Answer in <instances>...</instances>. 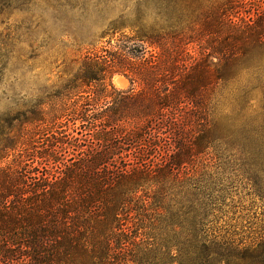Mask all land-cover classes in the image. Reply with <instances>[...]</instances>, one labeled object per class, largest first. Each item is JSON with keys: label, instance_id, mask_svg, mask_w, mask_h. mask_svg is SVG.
<instances>
[{"label": "trees", "instance_id": "trees-1", "mask_svg": "<svg viewBox=\"0 0 264 264\" xmlns=\"http://www.w3.org/2000/svg\"><path fill=\"white\" fill-rule=\"evenodd\" d=\"M52 1L58 40L85 53L56 90L0 117V264H264V239L242 247L216 226L229 165L264 201V7ZM111 6L116 21L81 37ZM50 29L37 49L54 42ZM226 90L232 124L216 119Z\"/></svg>", "mask_w": 264, "mask_h": 264}, {"label": "rangeland", "instance_id": "rangeland-1", "mask_svg": "<svg viewBox=\"0 0 264 264\" xmlns=\"http://www.w3.org/2000/svg\"><path fill=\"white\" fill-rule=\"evenodd\" d=\"M245 1L250 3L245 6V11H252L256 7H264V0ZM52 7V0H32L25 9H0V49L6 48L9 59L13 61H8L4 74L0 78V117L28 104L37 96H42L45 91L56 90L78 71V60L84 55L85 51L82 50L81 53H78L77 47L73 46L74 43H71V40L70 43L64 38L58 40L62 37V34L54 25ZM118 11V9L113 10L111 6L100 16L92 14L84 23L85 28L82 30L81 37L92 35L102 28L105 29L110 22L116 21ZM69 20L76 21L73 17H70ZM31 23L33 26L39 27L33 32L32 36H28L25 29ZM45 27L51 28L54 42L46 49L39 50L36 45L43 40ZM125 33L130 35L129 31H125ZM119 37L120 34H117L116 39ZM34 41L37 43L33 51L30 50V47ZM1 53L4 52L1 51ZM31 54H34L33 59L35 60L30 62ZM15 58H18L17 61H15ZM30 67H32L31 71L26 73ZM119 78L125 80L123 77ZM113 80L112 84L115 87ZM128 87L129 84L125 80L122 88H115L126 90ZM218 101L216 119H225L226 122L230 119L229 122L232 124L238 107L233 102L230 91H224L218 96ZM86 134V132L82 133V137L85 136L82 139L83 141L87 138ZM166 142L164 147L167 152L170 149L169 144L172 140L169 139ZM41 145L42 140L35 139L34 146L39 148ZM81 145H83V149H86L89 143L85 142ZM209 164L211 165L210 168H213V163L208 162ZM231 166L229 165V168H226V178H223L220 182L221 189L224 190L222 194L224 202L219 205L220 212L217 213L216 226L222 233H235L237 235L234 238L236 243L241 241L243 243L242 247H246L264 239V201L253 195L251 187L245 181L240 177H236L235 172L231 170L233 168ZM232 172L234 175L231 174Z\"/></svg>", "mask_w": 264, "mask_h": 264}, {"label": "bare ground", "instance_id": "bare-ground-1", "mask_svg": "<svg viewBox=\"0 0 264 264\" xmlns=\"http://www.w3.org/2000/svg\"><path fill=\"white\" fill-rule=\"evenodd\" d=\"M113 83H114L115 87H121L122 88V86H124V84H125V80H123L119 77H116V78H114Z\"/></svg>", "mask_w": 264, "mask_h": 264}, {"label": "water", "instance_id": "water-1", "mask_svg": "<svg viewBox=\"0 0 264 264\" xmlns=\"http://www.w3.org/2000/svg\"><path fill=\"white\" fill-rule=\"evenodd\" d=\"M118 77H120V76H118Z\"/></svg>", "mask_w": 264, "mask_h": 264}]
</instances>
